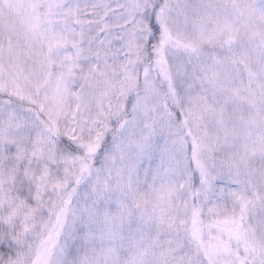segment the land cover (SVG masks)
I'll return each mask as SVG.
<instances>
[{
    "label": "snow or ice",
    "instance_id": "1",
    "mask_svg": "<svg viewBox=\"0 0 264 264\" xmlns=\"http://www.w3.org/2000/svg\"><path fill=\"white\" fill-rule=\"evenodd\" d=\"M0 264H264V0H0Z\"/></svg>",
    "mask_w": 264,
    "mask_h": 264
}]
</instances>
